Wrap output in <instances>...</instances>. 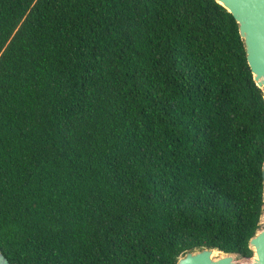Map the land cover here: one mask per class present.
<instances>
[{
    "label": "trees",
    "instance_id": "16d2710c",
    "mask_svg": "<svg viewBox=\"0 0 264 264\" xmlns=\"http://www.w3.org/2000/svg\"><path fill=\"white\" fill-rule=\"evenodd\" d=\"M264 101L213 0H0L9 264L250 258Z\"/></svg>",
    "mask_w": 264,
    "mask_h": 264
},
{
    "label": "water",
    "instance_id": "95a60500",
    "mask_svg": "<svg viewBox=\"0 0 264 264\" xmlns=\"http://www.w3.org/2000/svg\"><path fill=\"white\" fill-rule=\"evenodd\" d=\"M232 15L242 40L246 61L253 76V82L262 91L264 101V0H213ZM264 210V162L261 167ZM250 258L238 254H224L215 249L188 250L180 255L175 264H264V211L259 228L249 240ZM218 253V257H213ZM0 264H9L0 250Z\"/></svg>",
    "mask_w": 264,
    "mask_h": 264
},
{
    "label": "bare ground",
    "instance_id": "6f19581e",
    "mask_svg": "<svg viewBox=\"0 0 264 264\" xmlns=\"http://www.w3.org/2000/svg\"><path fill=\"white\" fill-rule=\"evenodd\" d=\"M218 256H219V254L215 252L213 257H218Z\"/></svg>",
    "mask_w": 264,
    "mask_h": 264
}]
</instances>
